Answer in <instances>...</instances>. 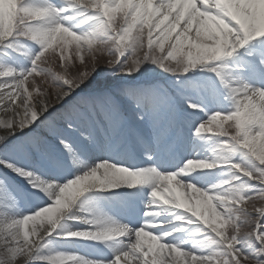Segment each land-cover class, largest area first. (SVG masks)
Here are the masks:
<instances>
[{"label":"snow or ice","instance_id":"snow-or-ice-1","mask_svg":"<svg viewBox=\"0 0 264 264\" xmlns=\"http://www.w3.org/2000/svg\"><path fill=\"white\" fill-rule=\"evenodd\" d=\"M0 111V264H264V0H0Z\"/></svg>","mask_w":264,"mask_h":264},{"label":"rangeland","instance_id":"rangeland-1","mask_svg":"<svg viewBox=\"0 0 264 264\" xmlns=\"http://www.w3.org/2000/svg\"><path fill=\"white\" fill-rule=\"evenodd\" d=\"M145 67H150V66H145ZM106 71H108V70H106ZM157 72H158V70H157ZM158 75L160 76V77H163V75L164 74H162V73H158ZM103 79H105V80H112V79H114L113 77H104V78H102V80ZM3 114V112L1 111L0 112V118H2V115ZM197 150H200V151H202V152H205V151H203L202 150V146L201 145H197ZM206 154H208L207 152H206ZM100 158H102V157H100V156H98V154H96V153H91L89 156H88V163H90V164H94L96 161H97V159H100ZM221 171L219 170V169H216V170H212V171H206V172H203L201 175L200 174H198V172L197 173H193V174H198L196 177H197V179L196 180H194L193 181V183L194 184H197V185H200V186H202L201 185V183L203 184V186L204 187H207L208 185H210V184H214V183H216L218 180H220L222 177H221V175L219 174ZM201 173V172H200ZM122 191V190H121ZM125 191V190H124ZM133 191H137V192H139V191H143V189L141 190V189H136V190H133ZM144 191H145V188H144Z\"/></svg>","mask_w":264,"mask_h":264},{"label":"bare ground","instance_id":"bare-ground-1","mask_svg":"<svg viewBox=\"0 0 264 264\" xmlns=\"http://www.w3.org/2000/svg\"><path fill=\"white\" fill-rule=\"evenodd\" d=\"M1 112V111H0ZM3 116H2V118H4V114H2Z\"/></svg>","mask_w":264,"mask_h":264},{"label":"trees","instance_id":"trees-1","mask_svg":"<svg viewBox=\"0 0 264 264\" xmlns=\"http://www.w3.org/2000/svg\"><path fill=\"white\" fill-rule=\"evenodd\" d=\"M104 78V77H103ZM103 80H105V79H103Z\"/></svg>","mask_w":264,"mask_h":264}]
</instances>
